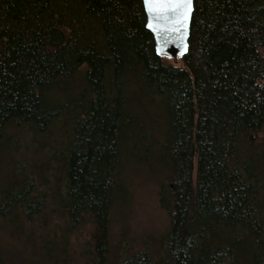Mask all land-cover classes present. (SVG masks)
Wrapping results in <instances>:
<instances>
[{"label": "trees", "instance_id": "obj_1", "mask_svg": "<svg viewBox=\"0 0 264 264\" xmlns=\"http://www.w3.org/2000/svg\"><path fill=\"white\" fill-rule=\"evenodd\" d=\"M179 59L142 0H0V264H264V0H194ZM140 175L168 226L111 257Z\"/></svg>", "mask_w": 264, "mask_h": 264}, {"label": "rangeland", "instance_id": "obj_2", "mask_svg": "<svg viewBox=\"0 0 264 264\" xmlns=\"http://www.w3.org/2000/svg\"><path fill=\"white\" fill-rule=\"evenodd\" d=\"M166 60L173 64L181 63L179 57H166ZM158 184L155 178L144 175L133 176L130 179L128 203L120 216L114 215L110 226L111 257L115 256L116 244L125 240L133 250L148 246L146 243L148 241L155 242V246H158V239L168 226L167 212L159 202ZM94 232V228L88 223L73 232L69 242H71V246L81 245L87 238L93 242ZM11 243L10 237L7 238L0 233V253L5 249L4 247ZM9 264L12 263L9 262Z\"/></svg>", "mask_w": 264, "mask_h": 264}, {"label": "water", "instance_id": "obj_3", "mask_svg": "<svg viewBox=\"0 0 264 264\" xmlns=\"http://www.w3.org/2000/svg\"><path fill=\"white\" fill-rule=\"evenodd\" d=\"M146 28L157 55L181 57L188 51L194 0H142ZM159 3L160 7L150 6Z\"/></svg>", "mask_w": 264, "mask_h": 264}, {"label": "snow or ice", "instance_id": "obj_4", "mask_svg": "<svg viewBox=\"0 0 264 264\" xmlns=\"http://www.w3.org/2000/svg\"><path fill=\"white\" fill-rule=\"evenodd\" d=\"M146 3H149V0H146ZM150 6L160 7V6H162V5H160V4L157 2V3H155L154 5H150Z\"/></svg>", "mask_w": 264, "mask_h": 264}]
</instances>
